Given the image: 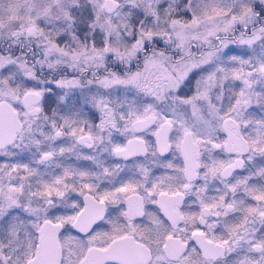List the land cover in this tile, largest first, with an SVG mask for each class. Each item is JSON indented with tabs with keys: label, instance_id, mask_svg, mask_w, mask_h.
I'll use <instances>...</instances> for the list:
<instances>
[{
	"label": "snow or ice",
	"instance_id": "1",
	"mask_svg": "<svg viewBox=\"0 0 264 264\" xmlns=\"http://www.w3.org/2000/svg\"><path fill=\"white\" fill-rule=\"evenodd\" d=\"M0 264H264V0H0Z\"/></svg>",
	"mask_w": 264,
	"mask_h": 264
}]
</instances>
